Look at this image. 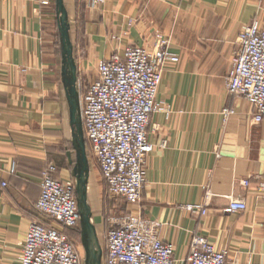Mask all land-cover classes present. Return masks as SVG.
Masks as SVG:
<instances>
[{
	"label": "crops",
	"instance_id": "0c3cea01",
	"mask_svg": "<svg viewBox=\"0 0 264 264\" xmlns=\"http://www.w3.org/2000/svg\"><path fill=\"white\" fill-rule=\"evenodd\" d=\"M63 1L74 21L78 69L91 81L101 60L131 45L152 47L158 31L171 37L179 56L166 63L160 110L148 130L155 147L147 181L139 203H126L127 212L161 223L159 236L174 245L176 264H190L195 234L224 250L227 264H264V120L254 122L248 100L226 88L238 34L255 20L264 27V0ZM58 35L56 0H0V264H21L30 224L52 222L36 208L51 164L54 178L71 182L78 198ZM228 106L235 113L226 116ZM232 199H244L247 209L230 211ZM201 203L206 214L186 208ZM109 217L92 207L103 264ZM67 233L78 238L85 260L81 223Z\"/></svg>",
	"mask_w": 264,
	"mask_h": 264
},
{
	"label": "built area",
	"instance_id": "2783aa9c",
	"mask_svg": "<svg viewBox=\"0 0 264 264\" xmlns=\"http://www.w3.org/2000/svg\"><path fill=\"white\" fill-rule=\"evenodd\" d=\"M105 0H95L102 3ZM238 50L226 78L233 96L248 100L253 121L264 120V27L258 20L237 36ZM171 37L156 32L152 47L131 45L99 62L97 75L84 88L80 100L84 133L112 193L134 205L142 198L147 181V160L154 150L148 136L151 116L160 110L157 100L166 63L177 62ZM235 113L226 107V116ZM166 141L162 146H166ZM51 164L43 173L36 208L52 222L33 221L26 234L21 264H82V255L68 229L80 225L78 199L71 182L54 178ZM12 171H15L13 165ZM5 184V183H4ZM249 184V179L243 181ZM259 190L264 194V182ZM244 199H232L229 210L243 211ZM207 213L204 204L187 205ZM105 264H176L175 248L159 236L161 223L132 212L110 216ZM190 264H227L226 252L208 238L195 234L187 258Z\"/></svg>",
	"mask_w": 264,
	"mask_h": 264
},
{
	"label": "water",
	"instance_id": "95a60500",
	"mask_svg": "<svg viewBox=\"0 0 264 264\" xmlns=\"http://www.w3.org/2000/svg\"><path fill=\"white\" fill-rule=\"evenodd\" d=\"M56 1L62 47V75L70 105L73 144L77 151V163L74 168V175L76 177L77 199L81 215L82 241L86 251L84 261L85 264H103V249L99 242L96 227L92 222V207L88 200L90 167L82 119L78 66L71 38V24L64 1Z\"/></svg>",
	"mask_w": 264,
	"mask_h": 264
},
{
	"label": "rangeland",
	"instance_id": "374dc122",
	"mask_svg": "<svg viewBox=\"0 0 264 264\" xmlns=\"http://www.w3.org/2000/svg\"><path fill=\"white\" fill-rule=\"evenodd\" d=\"M73 22L74 21L71 19L70 24L72 26L71 27L72 28L71 29L72 40L76 38L75 33H74L75 29L73 28V24H74ZM55 41H56L55 42L56 52L58 55H60L61 39L59 35L55 37ZM81 74L82 73L78 69V85H79V88H84L85 85H87L93 78H89L88 75H81ZM70 146H69V150L72 149V147ZM71 153H72V158L75 159V152L72 151ZM87 155H88L90 170H91V177H90V182H89L90 201H91L94 213L102 214L104 217L126 213L128 211L126 202L121 197L112 193L111 190L107 187L104 179L102 178L100 174L96 157L91 151V148L89 149V146L87 147ZM66 167L72 170V165L69 164V165H66ZM76 240L77 242L75 240L74 241L77 247H80L78 238H76ZM81 251H82L81 254L83 255V250ZM82 264H85L83 257H82Z\"/></svg>",
	"mask_w": 264,
	"mask_h": 264
}]
</instances>
